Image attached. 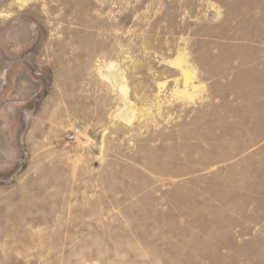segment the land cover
I'll return each instance as SVG.
<instances>
[{"label": "rangeland", "instance_id": "1", "mask_svg": "<svg viewBox=\"0 0 264 264\" xmlns=\"http://www.w3.org/2000/svg\"><path fill=\"white\" fill-rule=\"evenodd\" d=\"M0 264H264V0H0Z\"/></svg>", "mask_w": 264, "mask_h": 264}, {"label": "built area", "instance_id": "2", "mask_svg": "<svg viewBox=\"0 0 264 264\" xmlns=\"http://www.w3.org/2000/svg\"><path fill=\"white\" fill-rule=\"evenodd\" d=\"M78 129H76V131H77ZM69 138L70 139H74L75 138V134L73 133V134H71V135H69Z\"/></svg>", "mask_w": 264, "mask_h": 264}]
</instances>
